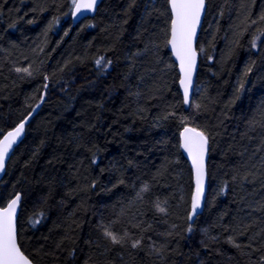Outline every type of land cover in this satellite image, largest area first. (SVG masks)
Here are the masks:
<instances>
[{"label": "trees", "instance_id": "16d2710c", "mask_svg": "<svg viewBox=\"0 0 264 264\" xmlns=\"http://www.w3.org/2000/svg\"><path fill=\"white\" fill-rule=\"evenodd\" d=\"M73 5L0 0V139L35 111L0 182V207L21 197L22 252L33 264H264V0H206L188 109L168 0H100L71 30ZM185 126L209 146L193 221Z\"/></svg>", "mask_w": 264, "mask_h": 264}, {"label": "snow or ice", "instance_id": "6c2138e0", "mask_svg": "<svg viewBox=\"0 0 264 264\" xmlns=\"http://www.w3.org/2000/svg\"><path fill=\"white\" fill-rule=\"evenodd\" d=\"M96 0H89L86 4H81L74 0L76 12H80L81 8L91 10ZM173 13L172 19V44L177 57L181 60V70L185 72L181 84L184 86L185 102L188 101L187 83L190 82L191 73L190 66L194 60V53L191 49V39L195 33L196 24L200 18V12L204 5V0H170ZM75 15V13H74ZM264 19V17H261ZM188 69H185V63ZM99 64L100 61H97ZM20 71V69H17ZM27 71V69H23ZM24 124L21 123L14 131H10L2 142H0V169L4 166V158L9 148L15 142L16 137L21 134ZM183 138V147L192 159V165L195 170L196 177V193L193 195V210L199 207L200 195L203 188L205 176L204 156L207 145V138L202 132L195 129L185 128L181 133ZM19 197L12 200L6 208L0 210V264H30V261L21 253L17 246V238L13 223V214L15 212ZM163 211V209H160ZM191 218V217H190ZM116 242V237H112ZM137 244L139 241L136 242ZM136 247V244H133Z\"/></svg>", "mask_w": 264, "mask_h": 264}, {"label": "water", "instance_id": "95a60500", "mask_svg": "<svg viewBox=\"0 0 264 264\" xmlns=\"http://www.w3.org/2000/svg\"><path fill=\"white\" fill-rule=\"evenodd\" d=\"M76 2H79L81 4H86V3L89 2V0H76ZM99 3H100V0H96L95 4H94V6H93V8L91 10H88V9H85V8H81L80 12H76V9H75V7L73 5L72 11H71V23H72L71 30H73L75 28V26L77 24H79L82 20H84L86 18L93 17L95 15V13H96V10H97V7H98ZM168 8H169L170 16H171L170 28H169V30H170L169 31V41H170L172 39V19H173V13H172V9H171L170 0H168ZM74 13H75V15H74ZM205 13H206V0H204V5H203V8L201 9V12H200V18H199L198 23L196 24L195 33H194V35L192 36V39H191V49H192V52L194 53V60L191 63V66H190L191 79H190V82L187 83V88H188V101H187V103L185 102L184 86L181 84V79L184 78L185 72L181 70V60L177 57L176 51H174V49L172 47V44L169 43V41H168V51L171 54V59L174 62V64L176 65L177 72H178V75H179L178 86H179L180 94L182 96L184 109H188L189 108L191 100H192L193 92H194L196 76H197V71H198V54H197V51H196V44H197V41H198V38H199L201 27L203 25V21H204V18H205ZM188 67L189 66H188V64L186 62L185 63V69H188ZM34 113H35V111L32 114H30L28 117H26L22 122H20L16 127H14L13 129L7 131L0 139V142H2L4 140V137L10 131H14L21 123L24 124V127H23V130L21 131V134L18 137H16L15 142L12 144V146L8 150V153L5 155L4 166H3L2 169H0V182H1V180H2V178L4 176V174H5L6 166L8 164V161H9L10 157L12 156L15 148L20 144V142L23 140V138L25 136L26 124H27L28 120L33 116ZM186 127L187 128H191V129H195L196 131L201 132V131H199L198 129H196L194 127H191V126H186ZM186 127L182 128V130L180 131L179 144H180L181 153L184 156V158L186 159V161L188 162V164H189V166H190V168L192 170L193 187H194L193 188V195H194L196 193L195 170H194L193 165H192L191 157L189 156L188 152L183 147V138L181 136V133L184 131V129ZM208 156H209V146H208V141H207L206 150H205V156H204L205 176H204L203 188H202V192H201V195H200L199 207H197L195 210H193V207H192L191 220H193L197 215H199L202 212V209H203V206H204L206 190H207L206 169H207ZM17 197H19V195L14 196L11 200H9L7 202V204L4 207H0V210H3L4 208H6L8 206V204L12 200L16 199ZM192 204H193V200H192ZM19 207H20V197H19V200L17 201L15 212L13 214V223H14V227H15V233H16L17 246L18 247H19V244H18V236H17V218H18V214H19ZM20 251H21V249H20ZM21 253H22V251H21ZM30 264H33V263L30 261Z\"/></svg>", "mask_w": 264, "mask_h": 264}, {"label": "bare ground", "instance_id": "6f19581e", "mask_svg": "<svg viewBox=\"0 0 264 264\" xmlns=\"http://www.w3.org/2000/svg\"><path fill=\"white\" fill-rule=\"evenodd\" d=\"M170 31V30H169ZM168 41H169V39H168ZM167 49H168V45H167ZM170 53V52H169ZM198 54V53H197ZM171 55V54H170ZM198 60H199V55H198ZM174 63V62H173ZM194 93V92H193ZM182 97V96H181ZM193 97V96H192ZM191 104V103H190ZM186 127V126H185ZM19 195V194H18ZM19 197H20V195H19ZM20 200H21V197H20ZM191 210H192V207H191ZM190 217H191V213H190ZM196 218V217H195ZM194 218V219H195ZM193 219V220H194ZM190 220H191V218H190ZM193 220H191V221H193ZM19 244V243H18ZM20 247V246H19ZM21 249V248H20ZM22 251V250H21ZM23 253V252H22ZM24 254V253H23ZM25 255V254H24ZM26 256V255H25ZM27 257V256H26ZM28 258V257H27ZM29 259V258H28ZM30 260V259H29ZM31 261V260H30ZM32 262V261H31Z\"/></svg>", "mask_w": 264, "mask_h": 264}]
</instances>
